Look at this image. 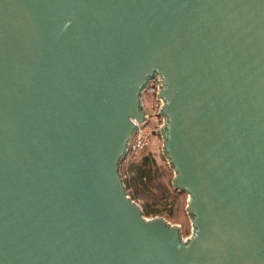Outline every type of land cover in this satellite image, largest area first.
I'll use <instances>...</instances> for the list:
<instances>
[{"label": "water", "instance_id": "water-1", "mask_svg": "<svg viewBox=\"0 0 264 264\" xmlns=\"http://www.w3.org/2000/svg\"><path fill=\"white\" fill-rule=\"evenodd\" d=\"M155 76L187 239L120 173ZM0 264H264V0H0Z\"/></svg>", "mask_w": 264, "mask_h": 264}, {"label": "rangeland", "instance_id": "rangeland-1", "mask_svg": "<svg viewBox=\"0 0 264 264\" xmlns=\"http://www.w3.org/2000/svg\"><path fill=\"white\" fill-rule=\"evenodd\" d=\"M151 100L146 94L143 103L146 107ZM154 150L158 151L156 158H149L144 151L121 162L120 173L129 197L136 202L145 218L162 217L170 225L179 227L183 239L191 236L192 224L187 213L188 195L174 189L172 181L174 171L163 155L162 137L154 139ZM147 158L154 171L147 175L145 180L141 177L140 161Z\"/></svg>", "mask_w": 264, "mask_h": 264}, {"label": "built area", "instance_id": "built-area-1", "mask_svg": "<svg viewBox=\"0 0 264 264\" xmlns=\"http://www.w3.org/2000/svg\"><path fill=\"white\" fill-rule=\"evenodd\" d=\"M162 87L163 83L161 78L155 76V78L149 81V85L142 92V106L146 110L145 123L137 125V129L132 135L123 161L137 155L140 151H144L149 158H156L158 151L152 147L154 146V139L157 136H161L160 130L164 124V118L161 115L162 100L159 97V92ZM146 94L151 101L145 107L143 99Z\"/></svg>", "mask_w": 264, "mask_h": 264}, {"label": "trees", "instance_id": "trees-1", "mask_svg": "<svg viewBox=\"0 0 264 264\" xmlns=\"http://www.w3.org/2000/svg\"><path fill=\"white\" fill-rule=\"evenodd\" d=\"M139 164H140L139 171L141 174V177L139 179L142 181L147 178V175L149 173H152V171H154V168H152L150 163L147 161V158H143Z\"/></svg>", "mask_w": 264, "mask_h": 264}]
</instances>
